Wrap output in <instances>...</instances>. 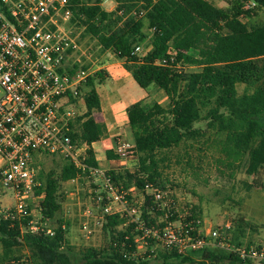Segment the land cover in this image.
Returning <instances> with one entry per match:
<instances>
[{
    "label": "trees",
    "instance_id": "obj_1",
    "mask_svg": "<svg viewBox=\"0 0 264 264\" xmlns=\"http://www.w3.org/2000/svg\"><path fill=\"white\" fill-rule=\"evenodd\" d=\"M115 1L116 10L106 12L101 6L103 0L82 7L78 0H71L75 17L85 18L81 25L98 40L102 50L112 51L124 60V67L141 88L154 85L165 92L170 102L163 107L157 102L140 101L127 109L138 169L133 173L109 172L114 187H136L139 191L148 185L161 187L160 164L164 159L160 156L186 141L205 136V131L195 127L202 121L207 123V131H215L223 138L215 141L222 165L235 168L248 158L249 175L264 173V26L249 28L242 21L252 11L244 10V3L252 1L258 9H264V0H237L231 9L217 8L207 0ZM137 7L147 10L145 18L120 25L123 18L118 12ZM144 27H156L157 32L151 40V52L139 59L131 53L137 44L144 42ZM171 48L177 50L176 54H172ZM191 51L197 52V56L189 54ZM164 60H168L167 66L158 64ZM181 62L201 70L188 73L179 66ZM104 80L101 72L88 78L87 112L78 128L71 125L72 140L88 146L85 163L93 169L98 166L92 145L104 134V127L93 117L101 109L96 85ZM238 85L245 86L241 95ZM79 173L67 161L58 177L50 174L46 178L38 190V194L45 193L40 204L43 221L53 219L61 211V185ZM151 208V199L146 196L143 219L149 226L155 224L157 217L148 214ZM153 214L160 216L162 212L154 209ZM30 220L0 219L3 259L11 258L15 249L23 248L30 254L29 264H252L254 261L242 258L237 248L218 252L207 247L185 255L172 250L140 256L132 236L134 224L126 225V219L118 215L108 217L104 225L111 237L108 248L76 251L67 244L66 231L61 226L52 237L42 231H30ZM23 228L27 231L23 232Z\"/></svg>",
    "mask_w": 264,
    "mask_h": 264
},
{
    "label": "built area",
    "instance_id": "obj_2",
    "mask_svg": "<svg viewBox=\"0 0 264 264\" xmlns=\"http://www.w3.org/2000/svg\"><path fill=\"white\" fill-rule=\"evenodd\" d=\"M73 7L71 0H0V202L2 198L13 202L11 206L0 205V219L20 222L31 218L30 231L56 235L54 230L34 225L32 217L34 212L41 215V207L32 204L45 197L44 192L38 194L42 186L38 158L62 156L80 170L72 183L89 175L103 180L107 189V196L99 198L100 214L94 215L91 208L83 213L84 238L93 235L92 225L101 230L108 217L118 215L126 219V225L134 224L132 236L137 248L154 244L164 252L174 250L185 255L207 247L226 246L217 231L209 234L215 241L210 244V238L201 236L195 225L175 226L171 217L176 207L167 205L166 192L151 185L144 191L136 187L118 189L111 181L110 171L86 165L88 146L73 142L71 125L74 102L83 99L92 73L76 58L81 48L72 37L73 27L85 18H76ZM248 8L256 9L257 4L249 1ZM146 13L137 7L118 15L143 20ZM142 31L146 38L131 53L139 59L151 52L157 29L144 27ZM158 64L167 66L168 60ZM134 151L127 142L116 147L118 156L124 159ZM138 191L141 199L134 200L132 194ZM146 196L152 204L148 214H153L154 209L162 212L153 226L143 219ZM72 208L67 206L68 211ZM236 251L242 258L263 257L256 250Z\"/></svg>",
    "mask_w": 264,
    "mask_h": 264
},
{
    "label": "rangeland",
    "instance_id": "obj_3",
    "mask_svg": "<svg viewBox=\"0 0 264 264\" xmlns=\"http://www.w3.org/2000/svg\"><path fill=\"white\" fill-rule=\"evenodd\" d=\"M110 1V5L102 7L106 12H114L117 8V2L115 0ZM209 1L220 9H231L237 3V0ZM95 2L96 0H78V4L83 6H88ZM114 6L116 7L115 10L111 11ZM124 10L126 11V9ZM244 10H249L248 2L244 3ZM251 10V16L242 18V21L249 28L264 26V9ZM131 19L138 21L133 17H129L123 19L120 25ZM145 25L147 24L145 23ZM85 30L81 23L75 24L72 37L75 38L81 48L76 58L83 62L86 69L91 71L92 75L90 77H92L100 72V68L105 64L102 56L104 51L98 40L93 35L87 34ZM171 52L176 54L177 50L171 48ZM189 54L197 56L195 51H191ZM179 66L185 67L184 70L188 73H195L201 70L197 66L186 62L179 63ZM102 75L104 76L103 73ZM244 89V85H238L240 95L244 92ZM89 92L90 89L87 88L83 92V99L74 102L73 124L76 128L79 127L82 122L81 119L87 112L85 97ZM153 102L151 101V103ZM205 112L206 110L203 111V115H205ZM195 127L202 129L207 134L197 140L186 141L179 147L164 151L160 156L164 161L160 164L162 178L159 180L161 187L158 189L167 193V205L176 207V212L171 213L175 226L178 227L182 224L195 225L201 236L210 238V244H214L215 241L208 237L210 236L209 234L217 231L220 234L219 236L224 239L226 246L214 247L216 251L230 252L233 248L256 250L259 253H263V257L254 259L252 264H264V173L249 175L247 172L248 158H245L235 168H228L222 165L220 163L222 156L215 144L216 140L223 139L222 136H218L215 131H207V123L205 121L195 124ZM67 161L62 156H43L38 158L42 185L50 174L58 177ZM59 192L61 193V201H64V197L68 196V194H78L75 196L76 201H70L71 204H75L78 199L81 203L79 207L72 205L74 208L72 212L77 216L80 211L83 214L86 206L93 209L95 215H99V198L107 196V189L103 180L89 177V175H86L76 184L65 186L63 183ZM133 199L140 200L141 196H135ZM2 200L0 205L11 206L13 204L7 198H2ZM42 201L43 199H38L32 205L34 207L35 205L40 206ZM68 201L67 199L66 202ZM79 209L80 211H78ZM152 216H157L154 220L159 222L157 218L161 215L152 214ZM32 220L35 223L34 225L42 228L46 227L51 230H56L57 228L55 221H48V225H46L40 212H34ZM82 223L83 219L79 217H76L73 221L72 219L67 221L69 226L65 238L70 247L76 251L109 247L111 243L109 232L105 231L104 228L99 230V228L92 225L94 233L90 239H86L82 235ZM127 227L125 226L124 228ZM118 229L122 230V227ZM22 230L23 232L27 231L25 228ZM237 243H240L241 246L238 247ZM149 252L164 251L154 244L149 248L144 246L136 248V253L140 256ZM29 256L27 249L19 248L15 249V253L11 258L3 259V247L0 243V264H29Z\"/></svg>",
    "mask_w": 264,
    "mask_h": 264
},
{
    "label": "crops",
    "instance_id": "obj_4",
    "mask_svg": "<svg viewBox=\"0 0 264 264\" xmlns=\"http://www.w3.org/2000/svg\"><path fill=\"white\" fill-rule=\"evenodd\" d=\"M110 3V0H104L101 6L104 7L105 5H110ZM115 8L114 6L111 11L115 10ZM102 56L105 64L100 68V72L104 74L105 80L101 85L96 86L100 95L101 109L95 112L93 117L97 123L104 127V134L100 141L92 145V148L95 153L98 169L114 171L116 173H122L124 171L133 173L138 169V155L136 150L134 154L125 159L119 157L116 152L117 145L123 142L131 144L135 149L133 135L128 122L127 109L140 101H154L166 107L170 100L165 92L154 85L147 89L141 88L133 79L131 73L124 67V60L120 59L114 52L104 51ZM108 153H110V155H108ZM71 184L74 183L71 181L64 183L65 186ZM76 195L78 194L71 193L68 194V196L64 194L66 201L67 199L69 201L66 202L64 197V201H61V211L57 213L53 219L46 220L44 223L48 225V221H55L57 223V228L61 226L67 234L69 226L67 221L69 219L73 221L76 217H79L84 220V216L81 214L80 209L78 210L80 211L78 216L72 212L74 208H72L73 210L71 211L67 210L68 205H75L74 207H79L81 205L78 199L77 203H70V201H76ZM135 196H141L140 192L138 191L132 194V197ZM86 208L90 207L86 206Z\"/></svg>",
    "mask_w": 264,
    "mask_h": 264
}]
</instances>
